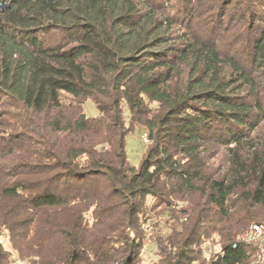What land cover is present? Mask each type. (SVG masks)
Here are the masks:
<instances>
[{
  "label": "trees",
  "instance_id": "trees-1",
  "mask_svg": "<svg viewBox=\"0 0 264 264\" xmlns=\"http://www.w3.org/2000/svg\"><path fill=\"white\" fill-rule=\"evenodd\" d=\"M251 222L264 0H0V264H252Z\"/></svg>",
  "mask_w": 264,
  "mask_h": 264
},
{
  "label": "rangeland",
  "instance_id": "rangeland-1",
  "mask_svg": "<svg viewBox=\"0 0 264 264\" xmlns=\"http://www.w3.org/2000/svg\"><path fill=\"white\" fill-rule=\"evenodd\" d=\"M84 111L88 115H96L98 114V110L94 106L92 100L88 99L84 105ZM143 134H145L141 128H135L133 131L129 132L125 137V150L127 154V158L130 164L134 166H139L142 160V156L145 150V145L147 144V137L146 139L143 138ZM147 236L149 234L154 233L155 230H158L160 232H165V230L162 228V224L158 225L157 227H147ZM4 244L8 247V244L4 240ZM145 251H144V262L145 264H152L156 259L157 256L155 255V247L150 244V242H147L145 244ZM212 249V247H210ZM24 261H14L13 264H24Z\"/></svg>",
  "mask_w": 264,
  "mask_h": 264
},
{
  "label": "built area",
  "instance_id": "built-area-1",
  "mask_svg": "<svg viewBox=\"0 0 264 264\" xmlns=\"http://www.w3.org/2000/svg\"><path fill=\"white\" fill-rule=\"evenodd\" d=\"M146 139V135L143 134ZM239 240L253 247L252 264H264V223L251 222L240 233ZM203 256L208 260L209 253Z\"/></svg>",
  "mask_w": 264,
  "mask_h": 264
}]
</instances>
